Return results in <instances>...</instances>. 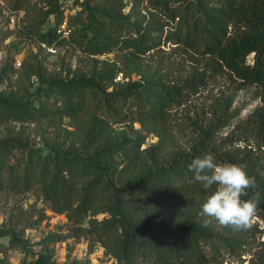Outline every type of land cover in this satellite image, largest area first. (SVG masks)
I'll use <instances>...</instances> for the list:
<instances>
[{
    "label": "trees",
    "instance_id": "1",
    "mask_svg": "<svg viewBox=\"0 0 264 264\" xmlns=\"http://www.w3.org/2000/svg\"><path fill=\"white\" fill-rule=\"evenodd\" d=\"M64 1L10 0L13 11L25 14L19 37L54 48L70 44L92 68L69 66L66 75L55 74L32 54L21 69L27 78L37 77L35 89L0 90V126L21 125L0 132V192H32L43 204L30 212L38 218L19 216L0 227V264H14L11 250L26 251L25 230L47 218L46 208L66 216L65 231L45 236L43 252L24 264H56L53 247L82 237L92 242L90 251L100 244L112 264H222L241 255L251 238L263 237L264 226L234 230L211 220L205 227L200 212L209 190L187 166L208 153L217 163L246 165L260 193L256 216L264 221V107L252 127L220 143L214 134L231 119L226 107L186 146L169 117L209 73L224 70L242 85L257 86L264 103V0H75L81 10L69 21L68 38L57 31L66 20ZM169 42L203 59L209 72L195 68L177 83L158 69L139 80H116L139 68L140 56ZM104 54L124 57L100 62ZM15 72L12 62L2 69L6 77ZM32 124L43 146L27 137ZM151 135L158 140L148 143ZM250 136L261 137L258 150L235 146ZM253 195L249 189L242 199ZM259 246L257 264H264V239Z\"/></svg>",
    "mask_w": 264,
    "mask_h": 264
},
{
    "label": "rangeland",
    "instance_id": "2",
    "mask_svg": "<svg viewBox=\"0 0 264 264\" xmlns=\"http://www.w3.org/2000/svg\"><path fill=\"white\" fill-rule=\"evenodd\" d=\"M130 1V0H126ZM65 15L69 25L72 16L76 15L81 7L75 0H65ZM24 12H15L11 7L10 0H0V90L8 89L14 93L30 92L38 85L37 77L27 78L21 69L22 62L32 54L37 55L51 73L66 75L69 66L78 72L89 71L92 68V61L84 56L78 49L70 44L57 46L54 50L48 46L38 44L36 40L19 37L17 29L24 21ZM124 56L121 54H104L99 56L100 62H119ZM30 60H32L30 58ZM251 60V59H250ZM12 62L16 72L10 77L3 76L2 69ZM140 67H132L116 79L126 82L128 80H139L143 74H149L155 69L164 72L168 80L177 83L186 78L192 70L197 68L202 72H209V67L203 59L196 57L194 53L187 51L183 46L171 42L162 45L160 48L148 52L139 58ZM229 104V105H228ZM226 107L231 118L228 125L215 129L216 142H224L227 138L240 131L245 125L250 127L254 124L253 115L263 109L264 103L261 98L260 89L254 85H242L227 70L219 74L209 73L204 83L196 90L187 92L182 105L174 106L170 111L169 121L173 131L182 145L186 146L192 139L198 137V129H207L213 121L221 114V108ZM233 113V114H230ZM228 115V114H227ZM118 128H126L125 125H117ZM138 127V124H135ZM19 123H9L0 126V132L5 133L7 128L20 129ZM253 132H256L253 131ZM27 137L31 144L43 146L40 129L32 124L27 128ZM261 137L250 136L235 143V146H254L262 143ZM158 140L153 135L148 137V143ZM257 147V148H256ZM264 148V147H263ZM262 148V149H263ZM258 150V149H257ZM41 201L37 200L34 193L14 194L7 191L0 192V227L14 223L19 216L24 219H36L37 215L30 217V212L35 208L42 207ZM47 218L37 227H27L24 238L26 239V251L15 249L10 251V259L14 264H24V259L37 260L43 252L40 245L45 236L55 231H65L67 218L64 214H58L46 208ZM12 218L11 219V217ZM104 215H99L102 218ZM26 220L21 223L23 227ZM214 220V219H213ZM14 221V222H13ZM215 221V220H214ZM218 227H223L216 222ZM253 224L259 223L264 226V221L255 216ZM264 239L251 238L249 244L242 251L241 255L229 256L222 264H257V254L260 252L259 241ZM7 243L8 239H2ZM92 242L87 238H70L57 243L53 248L52 260L56 264H112L113 259L107 256L100 244H94L90 251Z\"/></svg>",
    "mask_w": 264,
    "mask_h": 264
},
{
    "label": "clouds",
    "instance_id": "3",
    "mask_svg": "<svg viewBox=\"0 0 264 264\" xmlns=\"http://www.w3.org/2000/svg\"><path fill=\"white\" fill-rule=\"evenodd\" d=\"M187 167L193 173V180L209 190L200 212V216L205 218V227L213 219L219 225L234 230L251 227L259 208L260 193L255 192L256 178L249 175L246 165L217 163L214 154L208 153L193 159ZM249 189L254 191V195L242 199L248 196Z\"/></svg>",
    "mask_w": 264,
    "mask_h": 264
},
{
    "label": "built area",
    "instance_id": "4",
    "mask_svg": "<svg viewBox=\"0 0 264 264\" xmlns=\"http://www.w3.org/2000/svg\"><path fill=\"white\" fill-rule=\"evenodd\" d=\"M58 33L62 34L64 37H69L70 34H71V31L72 29L70 28V26L68 25V22L67 20H65L63 23H61L59 26H58V29H57ZM42 45L44 46H48L47 44L45 43H42ZM49 49L51 50H54V47H50L48 46Z\"/></svg>",
    "mask_w": 264,
    "mask_h": 264
}]
</instances>
